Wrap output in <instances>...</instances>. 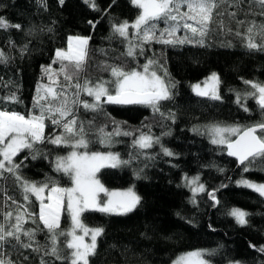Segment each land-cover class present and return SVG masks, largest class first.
<instances>
[{"label":"snow or ice","instance_id":"6c2138e0","mask_svg":"<svg viewBox=\"0 0 264 264\" xmlns=\"http://www.w3.org/2000/svg\"><path fill=\"white\" fill-rule=\"evenodd\" d=\"M34 2L39 9L48 10V0ZM64 2L58 0L61 6ZM115 2L113 0V4ZM83 3L94 12L102 11L97 0H83ZM128 3L136 10L135 18L131 21L111 20L109 39L119 40L125 46L120 55L134 61L135 66L105 62L103 70L110 78L93 80L87 75L91 63V37L69 35L66 46L56 48L51 62L41 65V76L26 113L7 107L8 104H22L23 100L18 94L19 86L0 77V85L8 89L6 95H0V180L11 177L21 197L18 200L0 187L3 197L0 202V264H30L33 258L38 264H93L98 255V239L105 234V229L87 225L84 214L99 212L124 216L142 202L134 186L122 190L105 187L98 176L101 170L127 166L140 156L154 160L160 154L179 155L162 142L163 137L171 135L170 126L164 122L175 123L177 115L171 110L168 113L161 110L162 102L174 101L178 82L161 62L163 52L159 56L154 51L152 55H146L150 50L146 46L205 47L206 37L217 31L240 38L249 52H264V0H128ZM103 11L107 13V9ZM98 22L89 20L88 24L95 28ZM10 29L24 30L23 25L11 23L0 15V30ZM36 30L34 25L26 35L32 36ZM39 31L52 33L54 29L44 26ZM9 45L16 46L11 40ZM20 51L23 56L28 45H22ZM141 56L145 58L142 64L138 62ZM11 59L0 49V65L7 66ZM241 79L246 89L243 92L231 90L235 92L234 103L244 112H250L248 101L254 100L261 119L246 125L211 121L193 125L191 131L206 136L210 144L223 147L228 156L235 157L241 168L240 178L234 181L237 187L251 189L264 197V183L243 175L254 167L264 171V81ZM221 84L220 75L212 72L202 81L191 84L190 88L197 97L222 101ZM105 105L148 108L154 115H159L163 130L156 136L150 133L149 124L142 122L141 127L131 129L126 127V121L117 122L111 118V130L106 131L107 125L100 127L94 140L90 132L93 121L85 122L79 113L81 110L100 113ZM49 125L53 131L46 132ZM120 136L133 137L131 146L140 151L130 153L126 160L116 152L90 150V145L97 142L110 148L114 138ZM155 146H159L157 154L143 151ZM56 148L69 151L49 160ZM29 159L49 160L53 172L67 177L70 186H61L49 175L39 181L28 179L23 168ZM218 171L223 173L225 170L218 168ZM140 172H143L142 168L136 173L138 177ZM182 181L180 186L189 188L192 193L189 202L196 207H199L196 197L204 193L212 202L210 206L217 207L221 201L216 193L228 187L222 183L218 188L208 189L199 175L189 177L185 174ZM225 214L241 227L249 224L251 216L239 207H231ZM65 215L69 221L66 228L62 227V216ZM187 222L193 223L192 220ZM41 236L43 240L39 238ZM249 247L264 254V245L249 243ZM219 250L202 248L184 252L171 260V264H213L211 257ZM14 255L20 258H13ZM227 264L243 262L229 259ZM260 264H264V260Z\"/></svg>","mask_w":264,"mask_h":264},{"label":"trees","instance_id":"16d2710c","mask_svg":"<svg viewBox=\"0 0 264 264\" xmlns=\"http://www.w3.org/2000/svg\"><path fill=\"white\" fill-rule=\"evenodd\" d=\"M97 3L102 10L99 13L92 11L83 0H65L63 6L58 0H48L47 11L39 9L34 0H0V15L11 23L23 25L24 29L0 30V49L12 58L7 66L0 65V77L5 82L11 80L15 86H19L18 94L23 100L22 104H8L10 110L26 113L31 107L37 80L41 76V65L51 62L54 50L64 47L69 35L91 37V63L87 75L93 80L110 78L109 73L103 70L105 62L135 66L134 61L120 55L125 46L109 37L110 21H131L135 18L136 10L128 0H116L115 4L113 0H97ZM105 9L107 13L103 11ZM89 20L99 22L93 28L88 24ZM34 25L37 28L34 35H26L27 30ZM44 26H51L54 31L40 32L39 28ZM232 27L235 29L236 26ZM10 40L15 42V47L9 45ZM24 44L28 45V51L22 56L20 48ZM149 47L146 55H152L154 51L159 56L163 52L161 62L178 82L174 101L162 102L161 110L165 113L171 110L177 115L175 123L164 122L170 126L171 135L163 137L162 142L179 155L167 157L160 154L154 160H145L140 156L127 166L101 170L98 176L105 187L134 186L142 202L133 212L124 216L99 212L84 214L87 225L105 229V234L98 239V255L93 264H167L183 252L202 248L220 249L217 255L211 257L213 264H225L229 259L241 260L243 264H260L264 254L251 249L249 243L264 245V197L251 189L237 187L234 180L240 178L241 168L236 167L235 160L227 155L223 147L210 144L206 136L193 133L191 128L211 121L246 125L261 119L254 100L248 101L250 112H244L234 103L235 92L231 90L239 91L246 87L241 78L264 81V52H249L240 38L217 31L206 37L205 47L146 46ZM138 62L144 63L145 58L139 57ZM211 72L218 73L222 79V101L197 97L190 88L194 81ZM7 92L8 89L0 85V95H6ZM79 115L85 122L93 121L90 132L94 140L100 127L107 125L106 131L111 130V118L117 122L126 121V127L131 129L141 127L142 122L149 124L150 133L156 136L163 130L159 115H154L143 106L105 105L103 112L81 110ZM47 131H53L51 125ZM132 139L130 136L115 137L110 148L97 142L90 145V150L116 152L127 160L130 153L140 151L132 148ZM68 150L54 149L49 160ZM143 151L157 154L160 150L159 146H155ZM49 160L25 161L24 175L37 181L49 175L55 177L61 186H69L67 177L53 172ZM145 164L148 167H144ZM141 168L143 172L138 177L136 173ZM218 168L225 171L221 173ZM185 174L199 175L208 189L218 188L227 181L228 187L216 193L221 204L211 207L212 202L206 193L196 197L199 207L190 203L192 193L188 187L180 186ZM243 175L264 183V171L259 167ZM0 187L7 189L9 195L21 199L11 177L0 180ZM2 199L0 196V202ZM231 207H240L251 213L249 224L241 227L227 216L225 212ZM188 220L193 223H188ZM67 224V216H62V227L66 228ZM39 238L43 240L42 236ZM13 258L20 257L14 255ZM30 264H38V260L33 258Z\"/></svg>","mask_w":264,"mask_h":264},{"label":"rangeland","instance_id":"374dc122","mask_svg":"<svg viewBox=\"0 0 264 264\" xmlns=\"http://www.w3.org/2000/svg\"><path fill=\"white\" fill-rule=\"evenodd\" d=\"M66 46V43H65V45H64V47ZM212 73V72H211ZM210 74V73H209ZM209 74H207L206 76H204V77H202L200 80H198V81H194L192 84H194V83H197V82H199V81H202L205 77H207ZM246 89V87L245 88H243V89H241V90H239V91H241V92H243L244 90ZM236 98V97H235ZM69 151V150H68ZM67 151V152H68ZM67 152L66 153H64V154H61V155H66L67 154ZM189 177H191V176H189ZM239 179V178H238ZM235 180H237V179H235ZM234 180V181H235ZM250 180V179H249ZM252 181H255V180H252ZM255 182H258V183H263V182H260V181H255ZM182 183H183V181H182ZM70 186V185H69ZM128 187H130V186H128ZM128 187H107V188H109V189H120V190H122V189H126V188H128ZM240 208V207H239ZM242 209V208H241ZM68 224H69V221H68ZM68 224H67V227H68ZM195 250V249H194ZM190 251H192V250H190ZM186 252H188V251H186ZM184 253V252H183ZM175 259V258H174ZM167 264H171V261L169 262V263H167ZM225 264H227V263H225Z\"/></svg>","mask_w":264,"mask_h":264},{"label":"water","instance_id":"95a60500","mask_svg":"<svg viewBox=\"0 0 264 264\" xmlns=\"http://www.w3.org/2000/svg\"><path fill=\"white\" fill-rule=\"evenodd\" d=\"M234 160H235V163H236V167H238V163H237V161H236V159H235V157H232ZM227 182V181H226ZM225 182V183H226ZM207 195V194H206ZM252 249V248H251Z\"/></svg>","mask_w":264,"mask_h":264}]
</instances>
